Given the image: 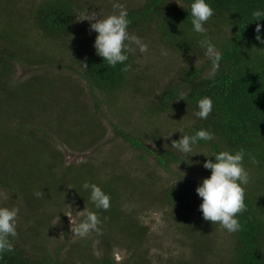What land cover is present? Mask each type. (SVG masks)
<instances>
[{
    "label": "trees",
    "instance_id": "obj_1",
    "mask_svg": "<svg viewBox=\"0 0 264 264\" xmlns=\"http://www.w3.org/2000/svg\"><path fill=\"white\" fill-rule=\"evenodd\" d=\"M15 1L17 0H6L12 3ZM86 1L43 0V2L31 5V24L38 31L37 36L32 29L25 26L23 15L10 11L6 19L3 18V25L0 28V66H4L7 60L11 62L17 59L19 64L14 65L16 71L19 65H23L28 71L34 70L38 73L41 67L48 64L55 68L62 66L75 71L87 82L89 97L94 100L93 109L90 107L83 110L94 118H98L104 117L108 110L114 112L118 109L122 104L121 93L135 91L137 88L145 90L143 84L151 83L156 78L148 72L143 73L145 70L139 71L137 56L134 53L135 45H129V59L126 63L131 67L128 72L121 70L124 65L109 67L102 58L96 55L93 47L96 33L89 31L88 21H79L82 13L94 11L89 8L90 3ZM134 1L124 5L130 21L128 32L156 48L162 47L177 53L182 59L179 71L168 83L161 85L162 91L157 97L158 104L148 109L155 116L172 109L185 111V117L192 123L184 129V134L193 135L200 129L214 134L212 141H200L194 147L202 153L199 158L201 165L206 159H210L207 157L213 151L234 152L243 149L246 153L244 166L249 172L250 182L245 188L246 211L238 215L241 230L232 234L225 231L230 236L228 257L220 261L209 260L207 255H211V258L214 256V247L208 243L209 247L200 250V264H264V44L255 39L257 23L261 25L259 35L264 39V20L255 22L251 18V12L254 9H264V0H208L214 10V15L205 25L208 29L207 36L212 39L223 56L220 68L213 77L208 76L211 64L198 44L203 37L191 31L188 13L191 0H138L135 3ZM0 14H7V11L1 9ZM15 20L18 22L12 25ZM24 43L28 45L25 52H22V49L19 51L12 49L17 44V47L21 48ZM53 47L57 50L52 51ZM70 52H72V65L64 64L61 61L63 53ZM28 54L36 58L28 59ZM44 75H47L45 71L42 73V78L45 77ZM181 92L187 93L185 101H177ZM100 97L105 100L102 101ZM203 97H210L213 102V111L206 120L193 116V112L197 110V100ZM120 116L127 127L138 129V125L134 127L132 123H129V116H124L122 110ZM76 120L80 122L82 120L79 116L75 119V125L79 126L80 122L76 123ZM88 128L87 130L91 131L90 127ZM150 129L148 128L146 137H151L153 141L160 144L157 135H154L153 130ZM114 132L133 149L143 150L150 156L154 155L156 167L173 174L170 165L180 163L179 168L188 171L185 175L181 173L182 171L175 173L180 181L160 190L159 184L163 178L156 174V167L149 171L144 180L138 175H128L126 182L144 193L143 200L150 201L158 190L161 191L159 199L165 205L164 207H170L176 221L187 222L184 226H187L185 229L187 234H196L201 223H205L209 231L222 229L218 225H212L211 222L203 220L202 213L199 211L202 201L193 197L198 185L192 183L190 177L186 176L193 168L189 167L184 157L178 156L169 149L160 152L152 151L145 144L143 139L145 136L137 134L133 129L127 132L121 130V127H115ZM71 135L73 137L75 135L73 130H71ZM60 155V167L57 165L52 170L55 172L61 169L62 171L60 170L59 174L55 172L54 180L48 178L52 183L50 188H47L46 178L42 180V193L55 191L54 194L62 195L58 198H72V196L87 198V201L92 204L91 212L96 213L99 220L106 221L107 219L117 222L122 230L134 237L131 238L132 244L136 243L137 239L143 235L139 222L130 212H124L129 215L122 220L117 215L121 204L126 202L125 199L141 197L134 195L131 191L116 195V192L109 190L105 192L110 197L109 209L107 211L96 209L89 199V192L82 189V185L85 182L89 183L90 179L84 176L74 184L70 183L79 175L84 174L86 166L92 165L64 167L63 155ZM140 158L143 161L146 160L145 155H141ZM101 170L98 168L97 172L100 173ZM198 170L200 171L199 176H203L205 169L199 167ZM205 172L211 174L210 170H205ZM101 174H105V171L103 170ZM10 175L2 171V164H0V189L11 190L14 193L19 191L21 195H24L25 189L24 193L28 196L25 198L27 206L34 213L23 217V220L32 222L28 228L24 229L20 225V220L18 221V235L12 240L14 250L0 255V264H79L71 251L66 252L65 250L66 241L69 240L67 234L64 236V241L54 243L50 250L44 246L42 248L38 246L35 242V235L37 226H42L44 221L40 216L43 198L42 200L41 197L36 199L37 196H35L36 200L33 201L36 188L32 190L17 188L16 182H7ZM90 183L98 185L96 178H93ZM98 186L103 190L102 186ZM142 188L146 192H143ZM19 194L16 192L17 196ZM64 223L65 221H63V226ZM107 246L110 247L109 242ZM132 246L136 245H129L127 250L132 249ZM91 264L118 263L112 257L111 250H103Z\"/></svg>",
    "mask_w": 264,
    "mask_h": 264
},
{
    "label": "rangeland",
    "instance_id": "obj_2",
    "mask_svg": "<svg viewBox=\"0 0 264 264\" xmlns=\"http://www.w3.org/2000/svg\"><path fill=\"white\" fill-rule=\"evenodd\" d=\"M0 1V10L7 11V14H0V28L3 25V18L6 19L11 11L23 15L25 26L32 29L37 36L38 31L31 24L30 10L31 5L43 0H17L15 3ZM130 1L133 2V0H87L86 2L90 3L89 8L94 10V13L108 16L114 13V3L124 6ZM137 1L135 0L134 3ZM17 22L15 20L12 25ZM146 44L148 45L146 53L141 54L137 48L134 51L139 71L145 70L143 73L148 72L156 79L151 83L143 84L145 90L137 88L135 91L121 93L122 104L118 109L112 112L108 107L104 117L98 118L84 111L85 108L93 109L94 100L89 97L87 82L75 71L62 66L55 68L48 64L41 67L38 73L34 70L28 71L27 67L19 65L17 72L14 67L15 64H19L17 59L11 62L7 60L4 66H0V164L4 173L11 174L7 178L8 183L16 182L17 188L30 190L36 188V193L43 191L42 180L46 178L47 188H50L52 183L49 179L54 180L55 172L59 174L62 171L52 170L59 165L62 154L64 167L92 165L86 166L84 174L70 183L74 184L84 176L90 179V182L96 178L104 192L112 190L117 195L131 191L141 197L125 199L126 202L120 206L122 212L118 210L117 215L122 220L129 215L125 213L130 212L139 222L143 235L132 244L131 238L134 237L122 230L113 220H99L98 231L90 232L86 237L74 234L75 227L85 219L88 212L92 211V204L87 198L81 199L77 196L58 198L62 195L54 194L55 191L51 193L46 191L43 193L44 197L36 198L33 193V201L43 198L40 216L44 219L42 226H37L35 242L41 248L44 246L50 250L54 243L64 241V236L67 234L69 240L66 241L65 250L71 251L79 264H91L103 250H111V255L118 264H200V250L209 247L210 244L214 247V256L211 258V255H207L209 260L220 261L228 257L230 236L224 229L209 231V227L201 223L196 234H187L185 233L187 226L184 227L187 222L176 221L170 207H164L159 199V194H162L160 189L180 181L175 173L182 171L181 173L185 175L188 171L180 169V163L170 165L173 174L156 167L154 155L150 156L143 150L133 149L114 132L115 127H121V130L127 132L133 129L137 134L145 136L143 138L145 144L152 151L169 149L186 159L182 153L171 148L172 141H178L181 134L184 135V129L192 123L185 117V111L172 109L155 116L148 109L158 104L157 97L162 91L161 85L168 83L179 71L182 59L177 53L166 48H156L154 45ZM17 45L12 49L18 51L22 49V52H25L28 47L26 43L22 44L21 48ZM54 50L57 49L53 47L52 51ZM162 50L167 51V56L161 55ZM63 55L61 61L72 65V52ZM27 58L34 59L36 56L28 54ZM43 71L47 73L44 78H42ZM16 72L17 74L14 75ZM100 99L105 100L103 97ZM121 110L124 116H129V123L134 127L138 125V129L126 126L120 116ZM77 116L82 120V122L76 120V123L80 122L79 126L75 125ZM88 127L91 131L87 130ZM148 128L157 135L160 144L153 141V138L146 137ZM71 130L75 132L74 137L71 135ZM176 131L180 133H174L171 138L165 139L170 132ZM193 154L198 155L188 158V165L193 169L186 176L190 177L192 183L199 185L210 175L204 170L203 176H199L198 168L202 167L199 158L202 153L199 149H194ZM141 155H145L146 160H141ZM96 167L102 169L101 172L104 170L105 174L97 172ZM154 167L156 174L162 176L163 180L155 196L150 201L143 200L144 193L135 186L129 185L126 178L134 174L144 180L149 171L155 169ZM53 183L56 185L55 181ZM24 191V195L16 191L19 194L17 196L16 192L0 189V207L18 208V221L20 220V225L26 229L32 222L23 220V217L34 211L27 206L25 198L28 196ZM143 192L146 190L143 189ZM193 197L202 201L196 192ZM63 221H65L64 226ZM207 235L209 236L206 237ZM107 242L110 243L109 248ZM129 245L136 246H132L128 251Z\"/></svg>",
    "mask_w": 264,
    "mask_h": 264
},
{
    "label": "clouds",
    "instance_id": "obj_3",
    "mask_svg": "<svg viewBox=\"0 0 264 264\" xmlns=\"http://www.w3.org/2000/svg\"><path fill=\"white\" fill-rule=\"evenodd\" d=\"M114 13L102 16L94 12L81 14L79 21H88L89 31L96 33L93 47L96 55L103 59L109 67L124 65L123 72L130 70L126 62L129 59V45H135L141 54L148 51V45L139 37L128 32L129 19L128 11L119 3L113 4ZM189 16L191 31L199 34L203 39L198 41L199 47L203 49L205 57L211 64L208 76H215L220 68L223 59L221 51L207 36L208 29L205 26L214 15V10L208 0H191L189 5ZM251 18L255 21L264 20V9H254ZM231 29V28H230ZM256 41L264 44L259 33L261 25L256 24ZM230 33V30H229ZM230 37V34H229ZM167 51L162 50L161 55L167 56ZM187 93H179L177 101H185ZM196 111L193 116L200 120H206L213 111V102L210 97H203L196 102ZM176 132H170L165 139L171 138ZM180 133V132H179ZM214 134L208 130H197L193 135H182L178 141H172L171 148L182 153L187 162L193 154L194 147L200 141H212ZM167 146V145H165ZM204 156V155H203ZM246 153L243 149L237 151H213L202 164L205 170H210V176L203 179L196 187L195 192L202 203L199 211L203 220L218 225L229 234L241 230L238 215L246 211L245 188L250 182V175L244 166ZM199 163V162H197ZM82 189L89 192V199L96 209L107 211L110 207V197L98 185L85 182ZM40 197L42 192L34 193ZM18 208L0 207V255L12 252L14 245L12 240L18 235ZM99 218L94 212H88L74 229V234L79 237H86L90 232L98 231Z\"/></svg>",
    "mask_w": 264,
    "mask_h": 264
}]
</instances>
